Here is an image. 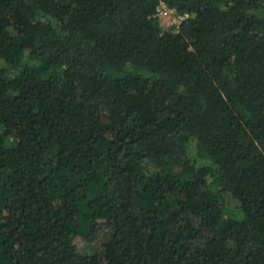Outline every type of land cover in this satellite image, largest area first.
Returning <instances> with one entry per match:
<instances>
[{"label": "trees", "instance_id": "trees-1", "mask_svg": "<svg viewBox=\"0 0 264 264\" xmlns=\"http://www.w3.org/2000/svg\"><path fill=\"white\" fill-rule=\"evenodd\" d=\"M0 264H264V0H0Z\"/></svg>", "mask_w": 264, "mask_h": 264}, {"label": "rangeland", "instance_id": "rangeland-1", "mask_svg": "<svg viewBox=\"0 0 264 264\" xmlns=\"http://www.w3.org/2000/svg\"><path fill=\"white\" fill-rule=\"evenodd\" d=\"M159 13H158V19H159V26L163 29L166 30L168 29L171 25H178L182 18L177 17L176 13L173 10H168L163 7H159ZM77 246L79 248H82L83 250L86 249V245H84L82 242L77 241Z\"/></svg>", "mask_w": 264, "mask_h": 264}, {"label": "built area", "instance_id": "built-area-1", "mask_svg": "<svg viewBox=\"0 0 264 264\" xmlns=\"http://www.w3.org/2000/svg\"><path fill=\"white\" fill-rule=\"evenodd\" d=\"M159 10H160V9L158 8V9H157V13H159Z\"/></svg>", "mask_w": 264, "mask_h": 264}]
</instances>
